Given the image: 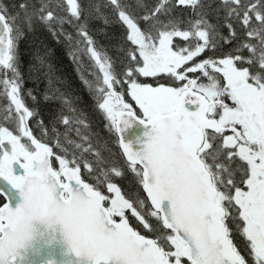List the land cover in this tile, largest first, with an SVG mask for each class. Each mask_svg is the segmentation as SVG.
<instances>
[{
  "label": "trees",
  "instance_id": "obj_1",
  "mask_svg": "<svg viewBox=\"0 0 264 264\" xmlns=\"http://www.w3.org/2000/svg\"><path fill=\"white\" fill-rule=\"evenodd\" d=\"M73 4L72 12L66 0H0V13L12 32L10 62L0 65L1 126L21 138L29 154L34 152L22 133L8 90L1 84L9 81L32 114L34 137L52 150L53 166L58 168V158L66 160L107 199H111L108 184H113L121 198L142 214H126L131 226L156 240L172 260L168 236L174 234L163 227L143 191L142 169L129 165L121 152L102 107L105 94L89 50L93 48L108 65L115 89L129 99L125 91L134 81L179 87L170 74L156 78L140 74L144 58L135 36L157 43L171 35L178 52V44L186 43L184 36L192 42L196 32L204 30L208 41L195 58L197 62L236 59L238 68L248 71L249 80L253 77L264 85V0H198L194 4L73 0ZM2 152L0 147V160ZM3 203L0 197V205ZM224 223L226 233L239 246L242 221L228 215Z\"/></svg>",
  "mask_w": 264,
  "mask_h": 264
},
{
  "label": "water",
  "instance_id": "obj_2",
  "mask_svg": "<svg viewBox=\"0 0 264 264\" xmlns=\"http://www.w3.org/2000/svg\"><path fill=\"white\" fill-rule=\"evenodd\" d=\"M12 33L0 14V65H8ZM175 111L145 120L134 111L116 115V134L126 161L142 169L143 191L164 228L183 244L189 264H245L225 233L226 212L199 156L204 131L219 132L210 103L191 90ZM23 135L35 149L23 160L17 138L0 142L7 156L0 171V264H167L153 238L138 234L127 217L117 221L104 196L75 168L55 169L54 154L30 128L31 112L11 86Z\"/></svg>",
  "mask_w": 264,
  "mask_h": 264
},
{
  "label": "rangeland",
  "instance_id": "obj_3",
  "mask_svg": "<svg viewBox=\"0 0 264 264\" xmlns=\"http://www.w3.org/2000/svg\"><path fill=\"white\" fill-rule=\"evenodd\" d=\"M66 1L71 11H75V4H73V0ZM197 1L198 0H179V2L183 4H194ZM171 37V35H165L157 43H149L142 35L140 37H134V40L137 42V46L144 58V66L139 68V72L145 78H156L159 77V74L168 73L172 76L171 78H173V81L176 82L179 87L174 88L166 86L169 89L163 87L159 88L148 84H138L137 81H134L133 84L125 91L128 93L129 99H127L124 95L121 96L117 92L114 86V81L116 80L113 79V74L110 72L108 65L100 59L99 55L93 48H90L89 51L91 52V56L95 62L96 74H99L97 75V78H99V81L101 82V89L105 94L102 107L105 109L106 116L112 127H114L115 132L116 114L126 110H134L135 107L142 109L143 113L147 114L149 107L157 105V109H159V104H165L167 101V105L173 108L177 104L180 94L188 89L187 84L190 81L192 82V91L196 90L203 93L208 97V99L212 100L213 107L217 108V117L211 119H218L217 122L219 125L221 124L220 126H226L227 124L233 125L237 122L241 123V120H243L245 115L251 114V117L255 115L256 120L259 115H263L264 85L257 84V80L253 77L251 78L252 80H249L250 78L247 74L248 71L239 69L236 65V59L226 58L218 61H196L195 58L206 47L208 41L206 31L198 30L193 36L192 42L188 40L187 36H184L186 43L182 45L178 44V52L174 50L172 40L170 39ZM181 64H183V66H181ZM1 84L7 88L8 94L11 95L9 81L2 82ZM120 97L122 98L121 100ZM151 111V115L158 113L157 110L156 112H154V110ZM8 118H10V116L6 114V119ZM261 118L264 119L262 116ZM1 122L2 121L0 120V142L11 138L21 140V138L12 134L8 128L1 126ZM227 140L228 141L219 139L216 143V146H219L216 153H214L217 178L220 183H224L226 186L232 184L234 185V183L230 182L228 170L224 167L225 163L220 157L222 148H225L227 154L232 153L234 150L232 155L234 154L237 157L240 156V158H247L252 161V158L249 157L242 145L238 144L236 146V143L239 142V139L236 138V136H234L231 140ZM214 145L212 139L211 148L215 147ZM231 148L233 150H231ZM23 151V158L26 159L30 157L32 152L29 154L26 150H24V147ZM6 160L7 156L3 153L0 160V171L2 172L4 171L3 164ZM57 163L58 168L60 169L69 166L67 161L62 158H58ZM131 166L134 167L133 165ZM255 168L256 167L254 165L252 167V171L255 170ZM233 188L239 190L240 186L234 185ZM107 190L111 195L109 208L113 213L123 217H126L128 212L139 216L140 212L138 211V213L130 202L121 198L118 189L113 184H108ZM238 196H240V201L235 195L234 199L238 200L236 203L239 204L240 208L242 205H244L245 208V197H250L251 193L245 195L244 191H240ZM231 197L233 198L234 195L232 194ZM140 215L142 216L141 213ZM241 218L245 222V215L243 212L241 213ZM242 229L244 235L246 233L248 236V228L245 230V224L240 227L241 235ZM168 246L170 247L173 255V261H168L167 264H184L182 261L183 244L176 238L175 235L168 236Z\"/></svg>",
  "mask_w": 264,
  "mask_h": 264
},
{
  "label": "flooded vegetation",
  "instance_id": "obj_4",
  "mask_svg": "<svg viewBox=\"0 0 264 264\" xmlns=\"http://www.w3.org/2000/svg\"><path fill=\"white\" fill-rule=\"evenodd\" d=\"M181 66H183V64H181ZM161 75L164 74H159V76ZM162 87L167 88L166 86ZM121 99L122 98L120 97V100ZM209 101V117H217V108L213 107V102L211 99H209ZM167 103L168 101L165 104H159V109H157V105L149 107L147 114H144L142 109H138L136 107L135 109H138L141 113V116L148 120L150 118L169 114L175 111L178 101L173 108L169 107ZM151 110H154V112L157 110L158 113L151 115ZM262 112L263 115L261 116L264 118V110H262ZM251 116V114L245 115L243 120H241V123L237 122L233 125L227 124L226 126H221L222 130L219 132L205 131V143L200 148L199 155L211 175L213 187L218 192L216 204L219 207H222L226 212L224 219H226L228 215L233 218L240 219L242 221V225L245 224V230L248 228V236L246 233L244 235L242 229L243 236L240 234V239L238 241L239 246H236L234 244V239L229 236L236 251L240 254L245 264H264V119H262L260 115L258 116L257 120L255 119V115L253 117ZM234 136L239 139V142L236 143V146L238 144L242 145L249 157L252 158L251 161L247 158L243 159L240 158V156L237 157L234 154L232 155L234 151L232 148V153L227 154L225 148H222L220 157L222 161L227 164V167H225L226 165H224V167L228 169V174L230 177L229 180L231 183H234V185L240 186L239 190L233 188V184L226 186L224 183L219 182L214 158V153H216V150L219 146H216L217 141L219 139L228 141L227 139L231 140ZM212 139L213 145L215 144V147L211 148ZM254 165L256 168L252 171V167ZM237 179L238 181H236ZM240 191H244L245 195L251 193L250 197H245V208L244 205H242V210L239 207V204L236 203L240 198V196H238ZM232 194L234 195L233 198L231 197ZM235 195L237 196L238 200L234 199ZM109 200L111 199L105 198V205L108 207L115 220H121L123 216L115 214L110 210ZM242 212L245 215V222L241 218ZM167 256L168 261L172 262L173 259L171 260L169 255Z\"/></svg>",
  "mask_w": 264,
  "mask_h": 264
}]
</instances>
